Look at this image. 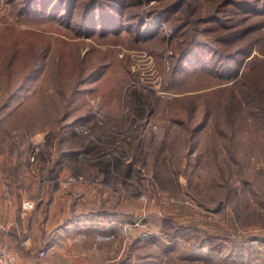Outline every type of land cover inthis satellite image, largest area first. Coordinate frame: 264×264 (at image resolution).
Returning <instances> with one entry per match:
<instances>
[{"label": "rangeland", "instance_id": "374dc122", "mask_svg": "<svg viewBox=\"0 0 264 264\" xmlns=\"http://www.w3.org/2000/svg\"><path fill=\"white\" fill-rule=\"evenodd\" d=\"M28 1L0 0V173L38 189L82 178L64 188L89 182L137 201L139 213L121 224L125 240L136 229L140 237L125 264H264V0L248 14L237 6L247 0H186L171 13L161 12L174 0H97L126 3L127 20L160 32L150 40L116 22L114 33L86 34L78 23L91 0H76L74 16L70 0ZM191 23L208 46L181 62ZM226 66L240 75H215H229ZM250 83L263 88L259 104L255 91L242 93ZM79 136L95 151L67 155L80 150ZM140 142L144 152L159 147L156 158L143 163ZM50 157L65 160L66 176L42 169ZM100 160L111 161V175ZM95 172L102 179L89 178Z\"/></svg>", "mask_w": 264, "mask_h": 264}, {"label": "crops", "instance_id": "0c3cea01", "mask_svg": "<svg viewBox=\"0 0 264 264\" xmlns=\"http://www.w3.org/2000/svg\"><path fill=\"white\" fill-rule=\"evenodd\" d=\"M53 158L44 159L42 169L50 166L62 176L66 170L59 169H66L65 160ZM103 174L95 172L89 178L98 180ZM14 179L12 174L0 173V221L7 225L6 230L0 229V242L16 255V264H125L128 249V259L135 262L133 247L140 240L139 230L125 240L121 224L139 213L137 201L125 200L111 189L91 190L89 182L71 188L46 183L38 189L34 182L33 187ZM33 198L36 207L23 208Z\"/></svg>", "mask_w": 264, "mask_h": 264}, {"label": "trees", "instance_id": "16d2710c", "mask_svg": "<svg viewBox=\"0 0 264 264\" xmlns=\"http://www.w3.org/2000/svg\"><path fill=\"white\" fill-rule=\"evenodd\" d=\"M36 1H38V0H29L27 2V6L30 5V2H32V4H34ZM43 1H45V3L47 4V3H49L52 0H43ZM174 1L175 2L172 5L167 6L165 8H162L163 11L161 13H171L173 11L181 9V7L186 2V0H174ZM247 1H248L247 4L246 3H242V4H245L246 6H240V5H237V6L239 7V9L241 11H244L245 14H248L250 11L255 12L254 9H255V6L257 5L258 0H247ZM217 3H220V1H218ZM69 4H70V6L68 7V9L70 11V14H71V16H74V14L77 13V9L80 7L81 4L77 3V5H76V0H70ZM64 6H66V5H64ZM127 8H128V6L126 5V3H125V5L120 4V3H112V2H107L105 4H101V3H98L97 0H91L90 2L89 1L86 2L85 8H84L85 15L82 17V19L79 20L80 22L78 24H80L81 22L84 23L86 34H89V33H92V32L93 33H95V32L97 33L98 32L99 34H109L111 32L114 33V31H109V30L113 29L112 26H113V24L115 22L117 24L119 23V26H121L122 29L123 28H127L128 30H131L134 27V29L136 30V33L138 34V36L142 37L144 39H147V40H150V39L156 37V35H158V33H160L157 30L153 29L152 27H147L145 29L142 28V26L140 24L142 22H138L137 24L135 22V24H134L131 21L127 20V19H130L128 17V11L124 12V9H127ZM220 8H221V6L216 7L214 9H212L211 11H209L208 14H214ZM162 9H160V10H162ZM75 19H77V18H75ZM126 21H127V23H126ZM130 22L133 25H131ZM121 27L119 29H121ZM183 27H184L183 25L177 27V31H179L181 33L182 32L181 29ZM197 30H198V26L196 24L191 23V27H190V30H189V37L190 38L186 39L184 41L183 46H182V48L180 50V53H179L180 55L177 57L178 61L181 60V62H182V61H185L188 57H190L192 55L193 56L198 55L199 53L203 52L206 49V47L208 46V42L207 41L201 40L197 36H195V33H196ZM213 51L214 52H218V50H216V51L212 50V52ZM176 56L174 55L173 58H175ZM256 60H257V58L255 57V60L252 59L251 61L248 62V64H253ZM177 67H178L177 69H179L181 67V64L179 63ZM205 68H202V69H205ZM177 69H176V65H175L174 69L172 70V72L175 74ZM225 69H226L227 72H229V75L226 76L225 74H222L220 72H215V75L217 74L221 79H225V80H234L240 75L239 67L233 69V67L227 68V66H226ZM201 71H203V70H201ZM207 71H210L211 74H212V69L211 68H206L203 72H207ZM101 74H102V69L92 73L89 76L90 81L95 80V77H99ZM247 76H248V71L243 72V74H241L240 80L235 83V85H236L235 88L239 87L241 89L243 87V82H244L243 80ZM262 90H263L262 87L259 88V89H256L254 84L250 83L249 86H248V89L246 91H242V93H246L247 94L250 91H255V92H252V95L256 98V103L259 104L261 102V100H262V98L259 96L260 92ZM263 94L264 93H262L261 95H263ZM142 95H144V94L140 93V96L139 95H134L135 100L139 102V106H137L136 109L140 112V115H142V113L144 112V108H142L144 106V102L142 101V99H143ZM256 106L258 107V105H256ZM91 117L94 118L93 115L92 116L91 115L87 116L86 118L85 117H83V118L81 117L78 121L74 122L69 127L74 129V126L76 124H79V123L87 124L88 122H86V121L91 120ZM89 126H90L91 129L96 130V128H99V126H102V125H99L98 122L93 121V124H90ZM69 131L71 133V138H75L76 137V133L73 130H70V129H69ZM79 139L83 140L81 142L82 146L80 145L81 146L80 150H72L70 152V154H67V155L73 156V155L78 154L81 151H85V152H93V151H95L96 145L95 144L93 145L92 141L87 140V139H89L88 136H79ZM87 143H89V144H87ZM138 147H139L138 148V153H139V155L142 156L140 158H143V163H144L145 160H149L150 159L149 157L153 156V158H156L157 154H159V151H160L158 149L159 147L156 146L153 149L154 145H151L150 147H148V152H144L145 151V148H144L145 146L141 142L138 144ZM48 149H49L48 146L44 147L43 148V152L47 151ZM150 150H152V151H150ZM161 150H162V148H161ZM152 152H153L154 155L152 154ZM120 163H121V160L119 159V162L118 161L116 162V166L120 165ZM132 165H134V164H130V165H127V166L131 167ZM98 167L101 170H103L106 175H111L112 174V172H111L112 163H111L110 160H100V163L98 164ZM125 170H126V168H125ZM129 171H130V168H129V170H127V174L125 173L128 176L130 174Z\"/></svg>", "mask_w": 264, "mask_h": 264}, {"label": "built area", "instance_id": "2783aa9c", "mask_svg": "<svg viewBox=\"0 0 264 264\" xmlns=\"http://www.w3.org/2000/svg\"><path fill=\"white\" fill-rule=\"evenodd\" d=\"M96 114L98 117H101V113L99 111H96ZM79 129L84 130V127L81 126ZM32 160H34V158H32ZM79 179L82 180V178L69 177L64 182H61V184L64 187H67V185H69V184H71V183H73ZM36 204H37V200L36 201L35 200H28V201H25L23 203V208L34 209L36 207ZM138 222H143V218H140L138 220ZM127 226H129V225H127ZM0 229L6 230L7 225L0 221ZM40 254L43 256L46 254V251L42 250L40 252ZM16 263H17L16 255L4 243L0 242V264H16Z\"/></svg>", "mask_w": 264, "mask_h": 264}]
</instances>
